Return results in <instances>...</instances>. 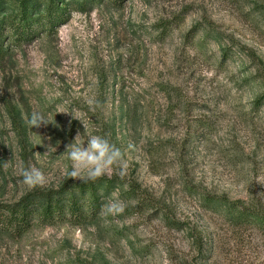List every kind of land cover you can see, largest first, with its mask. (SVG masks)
<instances>
[{"label":"rangeland","instance_id":"rangeland-1","mask_svg":"<svg viewBox=\"0 0 264 264\" xmlns=\"http://www.w3.org/2000/svg\"><path fill=\"white\" fill-rule=\"evenodd\" d=\"M57 1L48 26V0L25 13L0 0V203L27 195L33 210L24 233L0 229V264H264V230L202 201L264 210V0ZM30 16L36 35L14 37ZM36 111L52 122L31 127ZM95 135L122 159L100 176L111 184L91 180L92 212L66 172ZM29 167L44 186L22 182ZM63 186V209L42 218L32 194Z\"/></svg>","mask_w":264,"mask_h":264},{"label":"trees","instance_id":"trees-1","mask_svg":"<svg viewBox=\"0 0 264 264\" xmlns=\"http://www.w3.org/2000/svg\"><path fill=\"white\" fill-rule=\"evenodd\" d=\"M21 12L26 11L25 0H20ZM63 10L58 6L57 0H48V5L45 14V22L48 26H51L54 21H60ZM60 15V16H59ZM28 20H23L21 24H17L12 35L21 39H32L36 33L35 23L38 18L33 16L28 17ZM45 31V30H44ZM2 49V43L0 39V51ZM96 180L104 181L106 184H111L112 179L105 177H98ZM80 193H88L91 200L92 212L99 207L98 197L96 196V186H94L91 180L84 181L79 185L74 186ZM133 187V184H132ZM73 189L63 186L57 190H49L46 192L39 191L32 195L43 197L45 204L42 206L40 216L45 219H51L55 213L61 211L64 205L60 206L58 198L55 200V194H62L64 191H72ZM133 193H137L136 188H133ZM28 196L22 197L14 204H2L0 203V229L8 232L20 235L24 233L30 226V220L33 214V210H29L30 201H27ZM204 207L212 210H220V212L227 217L232 223L238 225H251L264 230V210L257 208L253 205H245L240 201H230L224 196H216L213 194H204L202 197ZM69 207L76 212L83 215L82 204H79L76 197H71ZM143 202V200H142Z\"/></svg>","mask_w":264,"mask_h":264},{"label":"clouds","instance_id":"clouds-1","mask_svg":"<svg viewBox=\"0 0 264 264\" xmlns=\"http://www.w3.org/2000/svg\"><path fill=\"white\" fill-rule=\"evenodd\" d=\"M52 122L51 119H45V116L39 112H33L28 118V124L33 126L47 125ZM85 139H81L78 144L69 148L67 158L72 162L71 170L66 172L68 178L79 180H95L100 177L107 168L115 165L122 159V153L119 148L100 135L88 136L85 146ZM47 151L54 152L56 147L47 145ZM22 182L32 189L42 187L46 184L44 173L36 168H22ZM124 211L123 204L112 203L106 208L107 214H119Z\"/></svg>","mask_w":264,"mask_h":264}]
</instances>
